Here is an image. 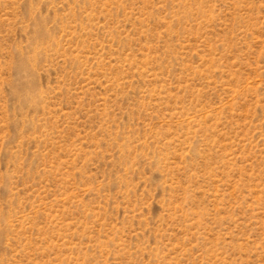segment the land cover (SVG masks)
Returning <instances> with one entry per match:
<instances>
[{"label": "rangeland", "instance_id": "obj_1", "mask_svg": "<svg viewBox=\"0 0 264 264\" xmlns=\"http://www.w3.org/2000/svg\"><path fill=\"white\" fill-rule=\"evenodd\" d=\"M0 264H264V0H0Z\"/></svg>", "mask_w": 264, "mask_h": 264}]
</instances>
